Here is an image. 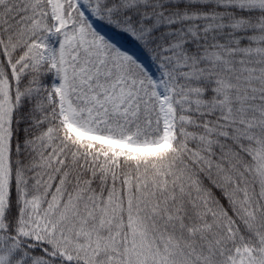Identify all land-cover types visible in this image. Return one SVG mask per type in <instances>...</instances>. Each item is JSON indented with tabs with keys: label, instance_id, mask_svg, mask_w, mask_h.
Wrapping results in <instances>:
<instances>
[{
	"label": "snow or ice",
	"instance_id": "1",
	"mask_svg": "<svg viewBox=\"0 0 264 264\" xmlns=\"http://www.w3.org/2000/svg\"><path fill=\"white\" fill-rule=\"evenodd\" d=\"M0 264H264V0H0Z\"/></svg>",
	"mask_w": 264,
	"mask_h": 264
}]
</instances>
